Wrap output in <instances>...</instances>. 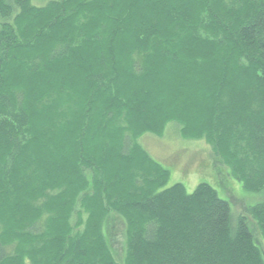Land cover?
I'll return each mask as SVG.
<instances>
[{"label":"trees","instance_id":"1","mask_svg":"<svg viewBox=\"0 0 264 264\" xmlns=\"http://www.w3.org/2000/svg\"><path fill=\"white\" fill-rule=\"evenodd\" d=\"M171 122L263 198L256 226L167 186L137 139ZM110 209L123 264H264V0H0V264H120Z\"/></svg>","mask_w":264,"mask_h":264},{"label":"rangeland","instance_id":"2","mask_svg":"<svg viewBox=\"0 0 264 264\" xmlns=\"http://www.w3.org/2000/svg\"><path fill=\"white\" fill-rule=\"evenodd\" d=\"M248 76L246 80H248ZM182 128V124L171 122L166 125L163 134L147 133L139 137L137 142L149 156L170 171L168 187L180 183L186 187L189 193H193L200 184L207 183L218 192L220 198L231 204L235 220L246 216L250 223L256 226L251 212L254 206L263 202V198L243 187V182L235 176L231 168L224 162L222 153L215 148V145L208 142L207 137H185ZM244 135L241 133L236 139L241 141L238 142L237 147L242 156L245 154V149L251 146L245 139L246 137H243ZM233 150L234 153L240 154L238 150L234 148ZM82 198L79 200L81 201ZM79 212L81 210L78 207L73 215L75 218L71 221L74 233L84 230L76 227ZM87 216V214L84 215L85 220ZM106 230L111 250L116 260L123 264L126 249V228L123 218L112 209H110ZM2 231L3 225L0 223V235ZM254 232L257 242L264 249V240L260 233L257 229Z\"/></svg>","mask_w":264,"mask_h":264}]
</instances>
